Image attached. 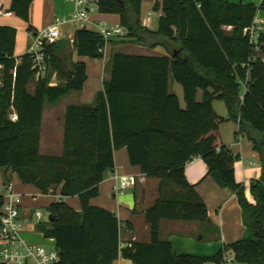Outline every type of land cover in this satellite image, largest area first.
Segmentation results:
<instances>
[{
	"label": "trees",
	"instance_id": "trees-1",
	"mask_svg": "<svg viewBox=\"0 0 264 264\" xmlns=\"http://www.w3.org/2000/svg\"><path fill=\"white\" fill-rule=\"evenodd\" d=\"M32 1L12 0L9 11L28 22ZM144 1L98 0L97 10L118 16L126 30L123 37L149 48L159 45L166 53L113 51L93 105L65 107L59 155L39 151L43 105L82 90L86 66L72 60L73 51L78 57L100 59L111 40L94 29L77 28L72 50L68 41L45 43L47 68L37 77L29 53L14 56L15 29L0 26L3 185L10 183V172L42 194L59 190V198L47 208L59 255L54 264H111L119 254L134 264H203L224 255L240 264H264V33L258 53L244 33L258 7L228 0H153L151 10L159 16L156 28H149L141 21ZM28 30H33L30 24ZM53 75L64 83L51 85ZM170 79L182 87L184 107L169 90ZM215 99L223 101L226 118L214 111ZM226 120L237 124L235 135L252 142L262 163L260 178L249 185L254 203L235 180L238 156L221 140L219 125ZM120 148L126 149L132 166L158 180V196L145 213L150 241L122 249L115 213L90 204ZM195 157L204 160L207 175L219 186L235 193L245 226L240 239L210 257L177 254L171 242L159 237L161 220L210 226L203 198L185 177V165ZM72 196L78 197L80 210L64 201ZM3 203L0 195V208Z\"/></svg>",
	"mask_w": 264,
	"mask_h": 264
},
{
	"label": "crops",
	"instance_id": "crops-1",
	"mask_svg": "<svg viewBox=\"0 0 264 264\" xmlns=\"http://www.w3.org/2000/svg\"><path fill=\"white\" fill-rule=\"evenodd\" d=\"M228 1L232 3L254 4L258 7L255 19H264V0ZM11 3L12 0H0V9L2 10L0 14V26H8L15 29L14 56H20L26 53L33 41L34 35L42 31L44 27L46 28L51 25L55 17H65L70 15L75 9L73 3L69 0H33L29 8L28 22H26L9 11ZM152 4L153 0L144 1L142 3L141 21H143L144 17V8L149 13ZM98 14H102L106 19H110L107 15L97 11L91 15L90 20H100L97 17ZM157 14L159 16L158 12ZM115 19L118 21V17H115L114 20ZM151 23L152 20L148 26L149 28H152ZM28 24L32 26V31L28 30ZM92 26L93 25L90 26V29L93 30L94 28ZM77 28L78 26L76 25V29ZM61 34L62 37L60 39L68 41V38L72 37L74 33L68 35L64 31H61ZM110 44H112L115 49L120 51L123 49L125 52L128 51V53L136 51H131L132 46L135 49L141 48L145 51H154L159 54L166 53L159 45L155 48H149L127 37L112 39ZM139 51L141 50H138V52ZM74 55L76 56L73 51V61H82L85 63L86 77L91 74L95 79L94 85L84 92V86L87 81L86 78L82 90L80 92H75L78 95L70 96L60 108L53 106V103L56 101L52 102V106L46 109V118L43 105L39 151H41L42 146L45 151H52L60 144V133H58L57 139L54 132L57 128L61 127L63 129L64 110L68 104L89 102L92 100L95 93L102 89V69L104 61L101 64V61H99L100 59L89 57H80V59H78V56H76L74 60ZM89 61L90 63H88ZM50 84H57L53 76L50 80ZM169 90L176 94L180 106L184 107L185 103L183 100L182 87L170 79ZM201 97L202 92L198 91L197 99L200 100ZM212 107L218 115L224 118L227 117L228 114L223 101L218 99L213 100ZM44 121L47 124L46 133L43 132ZM237 129V124L230 120H226L219 125L222 142L238 156L237 160H235L236 162L233 163L235 180L244 185L247 200L254 203L252 194L249 191V185L251 180L260 178L262 163L258 153L253 149L254 145H252V142L245 136L235 135ZM113 157L114 168L109 171L99 183V194L90 199V204L115 213L119 221V247L122 249L135 241H150L149 224L145 213L158 196V180L147 178L140 172L138 167L132 166L129 163L125 148L115 150ZM3 170L4 169L0 168V189L3 187ZM184 172L187 181L194 186L195 191L203 198L206 204L210 226L196 221L161 220L159 237L171 242L177 254L210 257L215 255L223 245L240 239L244 235L245 226L242 221V210L235 193L228 187L219 186L210 175H207V166L200 157H195L189 161L185 165ZM114 174L124 177L132 175L135 177V182L128 188L118 191L116 188L117 180L113 177ZM8 176L14 191L21 195L19 213V219L22 224L21 236L27 242L42 244L49 249L54 248V238L45 236L46 230L50 227L46 220H44V217L47 215H43V219L38 220L34 212L41 209L47 211L49 205L59 198V190H57L55 195L42 194L38 187L32 184L21 183L16 173L8 172ZM64 201L73 209L80 210V202L77 196L65 197ZM111 264L134 263L119 254Z\"/></svg>",
	"mask_w": 264,
	"mask_h": 264
},
{
	"label": "built area",
	"instance_id": "built-area-1",
	"mask_svg": "<svg viewBox=\"0 0 264 264\" xmlns=\"http://www.w3.org/2000/svg\"><path fill=\"white\" fill-rule=\"evenodd\" d=\"M74 5V11L65 17H55L53 23L33 37V41L28 48L27 54L31 56L32 63L36 69V75L44 73L47 68L44 44L58 41L61 37L60 25L76 24L78 28L92 27L101 34L104 39L112 40L123 37L126 30L119 24L115 26L106 25L102 20L91 21L90 17L98 10V0H69ZM2 10L0 9V14ZM151 20L147 12L142 24L149 26ZM91 24V25H90ZM249 42L254 47L256 53L259 51V37L264 33V19H254L252 24L244 29ZM72 44L73 36L68 38ZM246 86L243 84V90ZM117 180L116 188L118 191L124 190L135 182L134 176H119L114 174ZM0 195L3 196V204L0 208V261L4 264H54L59 260L57 249L47 248L42 244L27 242L21 236L22 224L19 219L21 195L14 191L12 184L3 185L0 189ZM38 220L43 219L41 210L34 212ZM48 220V216L44 217ZM128 244L127 246H130ZM203 264H240L235 261L232 255H224L220 261H208Z\"/></svg>",
	"mask_w": 264,
	"mask_h": 264
},
{
	"label": "rangeland",
	"instance_id": "rangeland-1",
	"mask_svg": "<svg viewBox=\"0 0 264 264\" xmlns=\"http://www.w3.org/2000/svg\"><path fill=\"white\" fill-rule=\"evenodd\" d=\"M148 11L147 10H145V8H144V11H143V16L147 13ZM99 15V14H98ZM97 15V17H98V19H100V20H102V21H104L105 22V24L106 25H109V26H115V25H117V24H119L118 23V21H117V19H115L114 20V18L115 17H118L116 14H104V15H107L108 17H110V19H106L104 16H102V14H100L99 16ZM149 15H150V18H151V20H152V23H151V27L152 28H156V25H157V21H158V14H157V12H153L152 10H150L149 11ZM59 29L61 30V31H64L66 34H68V35H71V34H73L74 33V30L76 29V24H63V25H60L59 26ZM227 30H229L230 28H226ZM117 39V38H116ZM58 41H67V40H63V39H59ZM112 41V40H111ZM69 42V41H68ZM68 47L72 50V45H71V43L69 42V44H68ZM126 47H129V46H126ZM131 48V47H130ZM115 50H117V49H115V47L112 45V44H110V43H107L106 44V46H105V48H104V53H103V57L102 58H100V60L99 61H101V64L103 63V61H104V66H103V69H102V72H103V78H105V77H107L108 76V73H107V69H106V67H107V63H108V60L110 59V56H111V54H112V52L113 51H115ZM133 50H136L135 52H132V53H134V54H147V55H156V54H158L159 55V53L158 52H154V51H145L144 49H141V48H134L133 46H132V48H131V51H133ZM138 50H141V51H139L138 52ZM143 50V51H142ZM122 51H125V50H123L122 49ZM126 52H128V51H126ZM74 60L76 59V56L74 55ZM78 59H80V57L78 58ZM88 63H90V61L88 62ZM87 63V64H88ZM88 67H89V64H88ZM53 78H54V80H56L57 81V84H63L64 82H63V80L61 79H59L56 75H53ZM87 81H86V84H85V86H84V92L85 91H87L90 87H92L93 85H94V82H95V79H94V77L93 76H91V74L90 75H88L87 77ZM34 79V78H33ZM172 80V79H171ZM101 82V81H100ZM32 88H33V82L29 85V89L32 91ZM73 95H78L77 93H75V92H71V93H69V94H67V95H65L64 97H61L59 100H57L55 103H53L54 105V107H57V108H60V106H62L63 105V103L64 102H66L67 100H68V98L70 97V96H73ZM95 96V95H94ZM93 102H94V97L92 98V100L91 101H89V102H85V103H82V104H86V105H93ZM49 106H52V103H49V102H45V104H44V108H45V112H44V114H45V118H46V109H47V107H49ZM43 129H44V133H46V131H47V124H46V122L44 121V124H43ZM52 133V132H51ZM55 133V136H57V139H58V133H60V136H61V140H60V144H58V146H56L55 147V149L54 150H52V151H49V150H47V151H45V149H44V147L42 146L41 147V151H40V154H49V155H59L60 153H61V149H62V134H63V129L60 127V128H57V130L54 132ZM41 213L45 216V215H47L48 216V213H47V211L45 210V209H41Z\"/></svg>",
	"mask_w": 264,
	"mask_h": 264
},
{
	"label": "water",
	"instance_id": "water-1",
	"mask_svg": "<svg viewBox=\"0 0 264 264\" xmlns=\"http://www.w3.org/2000/svg\"><path fill=\"white\" fill-rule=\"evenodd\" d=\"M48 220L51 222L53 221V216L51 214L48 215ZM54 228L53 227H49L46 232H45V236L49 237L51 233H53Z\"/></svg>",
	"mask_w": 264,
	"mask_h": 264
}]
</instances>
